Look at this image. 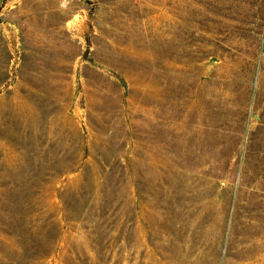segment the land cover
<instances>
[{
    "label": "rangeland",
    "instance_id": "374dc122",
    "mask_svg": "<svg viewBox=\"0 0 264 264\" xmlns=\"http://www.w3.org/2000/svg\"><path fill=\"white\" fill-rule=\"evenodd\" d=\"M0 264H264V0H0Z\"/></svg>",
    "mask_w": 264,
    "mask_h": 264
}]
</instances>
